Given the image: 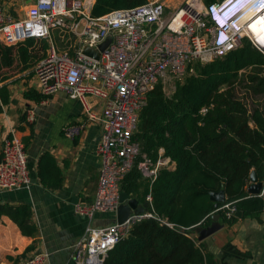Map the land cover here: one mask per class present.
Here are the masks:
<instances>
[{"label": "built area", "instance_id": "2783aa9c", "mask_svg": "<svg viewBox=\"0 0 264 264\" xmlns=\"http://www.w3.org/2000/svg\"><path fill=\"white\" fill-rule=\"evenodd\" d=\"M238 1L216 0L207 5L203 0H185L170 10L167 0H151L135 8L93 17L94 0H34L21 20L0 6L3 47H17L30 40L49 43L45 58L35 68L43 96L63 92L82 102L85 109L89 97L103 101L100 115L87 110L89 120L98 121L101 128L95 149L100 175L94 201L74 208L88 226L72 247L73 264H104L108 253L143 220L157 218L172 227L150 210L131 215L122 224L93 223L101 216L117 212L122 182L133 168L137 167L151 185L161 172L163 161L155 162L143 154L140 143L134 139L141 112L158 84L165 90L171 89L170 86L195 73L194 63L208 64L221 59L241 47L245 39L264 54V48L258 47L256 38L252 39L247 30L249 14L264 10V0H248L245 14L224 28L217 26L221 16ZM109 39L111 43L100 51L98 60L83 54L85 47L99 50ZM73 43L72 54L60 51V45L68 47ZM85 127V123L69 125L63 132L73 140ZM32 185L24 143L16 136L6 139L0 160V191L25 190ZM146 202L152 207L150 195ZM221 210L228 220L237 212L230 204ZM47 257L36 254L22 264H46Z\"/></svg>", "mask_w": 264, "mask_h": 264}, {"label": "trees", "instance_id": "16d2710c", "mask_svg": "<svg viewBox=\"0 0 264 264\" xmlns=\"http://www.w3.org/2000/svg\"><path fill=\"white\" fill-rule=\"evenodd\" d=\"M151 0H95L93 17L141 6ZM211 4L215 0H203ZM32 42L6 48L0 44V83L7 78L5 69L23 61L25 70L31 57ZM195 73L176 84L168 95L160 83L148 96L134 139L142 153L156 161L160 149L176 164L174 171L161 170L152 186H146L141 201L152 197L151 212L157 218L135 224L128 237L108 253L104 264H216L190 237L194 228L208 226L219 214L227 225L238 219H226L221 210L227 204L257 218L264 212V195L251 196L247 185L252 171L264 181V98L247 105L238 97L237 86L244 76L255 95H264V54L247 39L241 47L208 64L194 63ZM25 98L41 102L45 96L29 90ZM6 85L0 87V114L10 103ZM203 109L207 111L202 112ZM52 172L59 174L54 182ZM39 178L48 188L60 187L62 174L54 158L45 153L39 162ZM137 167L126 176L122 192L136 195L143 187ZM225 189L227 201L216 204L210 194ZM9 217L22 235L34 237L29 206L0 205V217Z\"/></svg>", "mask_w": 264, "mask_h": 264}, {"label": "crops", "instance_id": "0c3cea01", "mask_svg": "<svg viewBox=\"0 0 264 264\" xmlns=\"http://www.w3.org/2000/svg\"><path fill=\"white\" fill-rule=\"evenodd\" d=\"M33 2L0 0V6L21 20ZM30 41L31 57L27 62L30 68L25 70L26 64L16 59L13 67L4 70L7 79L0 83V87L7 86L11 96L10 103L0 114V160L5 140L13 136L20 138L29 155L33 185L25 190L0 191V205L29 206L31 224L37 233L34 237L24 236L9 217H0V264H22L39 252L48 255L46 264H73L72 247L83 237L88 226L85 218L75 214L74 208L77 204L94 201L100 175V160L95 149L101 128L98 121L89 120L87 110L100 115L103 101L89 97L85 109L82 102L70 99L63 92L45 96L41 102L25 98L24 94L29 90L42 95L35 68L45 58L49 47L46 40ZM37 46L42 47L39 55ZM81 123L86 127L80 136L73 140L65 137L66 126ZM45 153L54 158L62 174L60 187L48 188L40 181L39 162ZM159 159L164 163L160 171L175 170L176 164L164 156L163 149L159 150ZM52 177L54 182H59V174L52 172ZM140 181L143 187L131 197L144 204L146 200L142 202L140 198L144 196L146 186L152 185L142 176ZM250 184L249 180L247 189ZM263 195L264 189L259 196ZM237 219L234 224L227 225L220 218L216 223L221 226L220 230L202 241L195 232H191L190 237L206 254L212 255L216 264H264V212L259 219L243 216ZM116 220L117 212L101 216L93 224L106 226ZM213 224L211 221L208 227Z\"/></svg>", "mask_w": 264, "mask_h": 264}, {"label": "water", "instance_id": "95a60500", "mask_svg": "<svg viewBox=\"0 0 264 264\" xmlns=\"http://www.w3.org/2000/svg\"><path fill=\"white\" fill-rule=\"evenodd\" d=\"M111 43V40H107L105 43H103L98 49L85 47L83 50V54L94 58L99 59L100 57V51H104L109 44ZM250 182L251 184L248 187V193L254 196H259L263 189H264V181H260L258 174L256 171H252L250 174ZM210 199L212 202L216 204H225L227 201L225 189L222 187L221 191L216 193L210 194ZM121 206L117 210V223L122 224L126 219H128L131 215H139L143 214L145 212H149L150 206L149 203L140 204L139 200L129 196L128 194L122 192L121 193ZM237 218H241L243 216V213L241 211H237L236 215ZM220 219L219 214H215L212 216V221L215 223L212 226H203L199 225L196 228H194L193 232L198 234L199 239L202 241L209 236L213 235L217 231L220 230L221 226L216 224L218 220ZM39 252L38 254H40Z\"/></svg>", "mask_w": 264, "mask_h": 264}, {"label": "rangeland", "instance_id": "374dc122", "mask_svg": "<svg viewBox=\"0 0 264 264\" xmlns=\"http://www.w3.org/2000/svg\"><path fill=\"white\" fill-rule=\"evenodd\" d=\"M167 1H168V5L171 8L170 10H174V9L178 8L183 2H185V0H167ZM55 38L57 39V37H55ZM74 47H75L74 43L69 45L68 47L64 46V45H60V51L61 52H68V53L72 54V50L74 49ZM37 48H38L37 49V51H38L37 55H39V52H42V47L37 46ZM16 70H17V68L12 69L11 71H16ZM250 72L251 71L243 72L244 76L241 78L242 80L239 83V85L237 86L238 97L241 98L249 106L253 105L255 102H257V103L263 102V98H264V95H255L253 93V91L251 90V88L249 87V85H248L249 83L247 81L248 77H245V76H247ZM170 88L171 89L167 88V90H166L168 95L173 94V92L176 89V85H172V86H170Z\"/></svg>", "mask_w": 264, "mask_h": 264}, {"label": "bare ground", "instance_id": "6f19581e", "mask_svg": "<svg viewBox=\"0 0 264 264\" xmlns=\"http://www.w3.org/2000/svg\"><path fill=\"white\" fill-rule=\"evenodd\" d=\"M194 1V0H191ZM250 23V28H248V33L252 39L257 40L258 47L264 48V10L260 13L254 14L253 12L248 16Z\"/></svg>", "mask_w": 264, "mask_h": 264}, {"label": "clouds", "instance_id": "9594fccd", "mask_svg": "<svg viewBox=\"0 0 264 264\" xmlns=\"http://www.w3.org/2000/svg\"><path fill=\"white\" fill-rule=\"evenodd\" d=\"M247 1L248 0H239L236 4L229 8L218 20L217 26L224 28L233 19L239 18L241 15L245 14L248 6Z\"/></svg>", "mask_w": 264, "mask_h": 264}]
</instances>
